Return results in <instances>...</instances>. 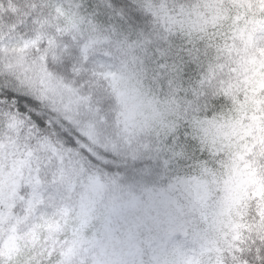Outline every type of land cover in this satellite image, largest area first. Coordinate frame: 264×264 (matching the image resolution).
<instances>
[{
  "label": "snow or ice",
  "instance_id": "1",
  "mask_svg": "<svg viewBox=\"0 0 264 264\" xmlns=\"http://www.w3.org/2000/svg\"><path fill=\"white\" fill-rule=\"evenodd\" d=\"M106 189L153 264H264V0H0V264H107Z\"/></svg>",
  "mask_w": 264,
  "mask_h": 264
},
{
  "label": "trees",
  "instance_id": "2",
  "mask_svg": "<svg viewBox=\"0 0 264 264\" xmlns=\"http://www.w3.org/2000/svg\"><path fill=\"white\" fill-rule=\"evenodd\" d=\"M80 236L107 264H153L148 227L126 189L94 194Z\"/></svg>",
  "mask_w": 264,
  "mask_h": 264
},
{
  "label": "rangeland",
  "instance_id": "3",
  "mask_svg": "<svg viewBox=\"0 0 264 264\" xmlns=\"http://www.w3.org/2000/svg\"><path fill=\"white\" fill-rule=\"evenodd\" d=\"M92 195L89 193H83L82 198H80L79 194L75 198V211L72 217L69 219V229L71 230V226H77L79 228L84 227L87 222L88 216L91 214L88 207L91 206ZM152 251V248H151Z\"/></svg>",
  "mask_w": 264,
  "mask_h": 264
}]
</instances>
